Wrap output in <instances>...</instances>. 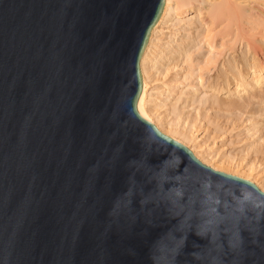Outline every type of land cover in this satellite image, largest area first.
Returning a JSON list of instances; mask_svg holds the SVG:
<instances>
[{"label": "water", "instance_id": "obj_1", "mask_svg": "<svg viewBox=\"0 0 264 264\" xmlns=\"http://www.w3.org/2000/svg\"><path fill=\"white\" fill-rule=\"evenodd\" d=\"M164 0H0V264H264V192L136 109Z\"/></svg>", "mask_w": 264, "mask_h": 264}, {"label": "bare ground", "instance_id": "obj_2", "mask_svg": "<svg viewBox=\"0 0 264 264\" xmlns=\"http://www.w3.org/2000/svg\"><path fill=\"white\" fill-rule=\"evenodd\" d=\"M188 14L191 16L187 20L182 18ZM173 19L174 21L185 20L187 22L185 31L190 36L192 32L189 26L192 22L197 21V24L194 22L196 29L193 30V34L196 36H192L193 38L187 42L186 40L181 43L175 41V45H173V38L179 32L175 33L177 29H173L172 35L170 34L164 44L155 43L159 27L161 28L162 24ZM244 38L245 42L243 43ZM194 41H196L195 44ZM258 41L264 44V0H164L160 15L149 32L139 59L141 91L136 102V109L143 118L153 123L162 133L187 146L203 164L249 180L264 192L263 167L251 166L241 160L212 153L210 150L212 146L201 142L198 137L195 123L188 120V117L182 118L185 116L181 115L186 103L190 105L208 100L211 97L208 96V90L215 94L220 90H225L227 94L239 95L258 88L261 94H264V48L261 49V52L256 51ZM191 43L193 44L190 46ZM239 43L245 44L246 54L249 53V50H254L253 53L248 54V57H243L246 65L242 69L232 66L233 61L230 62L229 59L232 52L240 45ZM226 55L227 58H225ZM172 57H177L176 59L183 64L180 71L181 80L178 81L182 87L177 91V96L174 95L175 98L172 102L165 103L172 90L170 91V88L163 89L161 98H155L156 96L154 97L150 90L151 75H153V71L158 72L164 66L165 61L172 62V60L169 61ZM219 64L222 67L227 66L225 72L231 76L230 79H227L225 75L224 79L226 80L223 82V86H218V82L215 84L212 82V79H215L212 75L218 69ZM224 79L222 80L224 81ZM263 99L264 95L261 99L262 104H264ZM167 104L170 108H166ZM261 110L264 111V109ZM261 124L254 122L247 126L250 133L252 131V136L263 129ZM235 167H238V171L234 169ZM252 171L256 172L257 178L251 175Z\"/></svg>", "mask_w": 264, "mask_h": 264}, {"label": "rangeland", "instance_id": "obj_3", "mask_svg": "<svg viewBox=\"0 0 264 264\" xmlns=\"http://www.w3.org/2000/svg\"><path fill=\"white\" fill-rule=\"evenodd\" d=\"M190 16L191 15L188 14L183 16L182 18L187 20L188 17L190 18ZM184 22L185 20L174 21L173 19L162 24L161 28L159 27L158 29L159 32H157L155 43H160L161 45L164 44L165 41L169 39L170 34L172 35L171 32H173L176 29L177 30L175 31V33L178 31L179 32L176 33L175 37L173 38L174 39L173 45H175V41H177L176 43H181L182 41L185 42V40L187 42L189 41V39L195 37L196 35L193 34V32L196 29L197 21L196 22L194 21L196 24L192 22L191 25L189 26L191 27L190 28L192 32L191 36L185 31V29H187V24H186L187 22L185 23ZM195 42L196 41H194V44ZM244 42H245V38L243 39V43ZM192 44L193 43H191L190 46ZM243 45L240 44L237 47V49H235V51H233L232 54L229 56L230 62L233 61L231 63L232 66L233 65L238 66L239 69H242V67L246 65V61L244 58H246V56L248 57L249 53L254 52V50H249L248 51L249 53L246 54L245 53L246 48L244 49L245 44ZM256 46L260 48V50H258V48L256 49L257 52L258 51L261 52V49L264 48V44L259 41L258 43H256ZM176 58L177 57H172L171 59H169V61L172 60V62L170 61L169 63L165 61L164 62L165 64H163L164 66L162 67L163 69L162 68L160 70L158 69L160 72L158 71L156 73L153 71V75H151L150 90L153 93V96L154 97L156 96L155 98L157 99L161 98L160 96L162 92L167 88L168 89L170 88V91L172 90L171 94L169 95L170 97H167V101L165 103L172 102L173 98L177 96L178 93L177 91L180 90L179 89L180 87H182L180 86V84H178V81L180 82L181 80L180 71L182 70L183 64H181V62ZM225 58H227V55L225 56ZM218 66L219 67L217 70L214 71V74L212 71L213 74L212 76L215 78L212 79V82L213 84L218 82L217 83L218 86L219 85L223 86L224 84L223 82H225L226 80L224 79L225 75H226L225 78L227 79L229 77L231 78V76L228 72H225L226 70L225 68H227V66L222 67L221 64H219ZM228 74L229 76L227 77ZM222 79H224V81ZM177 86L179 87L177 88ZM207 93H209V95L208 94L207 95L211 97L206 101H203L201 103L196 102L190 105L186 103L183 107V111H181L182 113L181 115L185 116V117L182 116V118L188 117V120L193 121V123H195L194 125L195 127H197L198 137L201 139V142L205 143L210 147L212 146L210 148L212 153H216L218 156L223 155L224 157H228V158L230 157L237 160H241L244 163L251 166L258 165L259 167H263L264 169V131H263L264 111L261 110L264 109V104L261 103L262 102L261 99L263 98L264 94L263 93L261 94V91H259L258 88H254L249 92H243L239 95L227 94L225 93V90H220L216 94L211 93L208 90ZM244 98H247L248 100ZM168 105L169 104L166 105V108H170L168 107ZM254 122L262 123L261 127H263V129H261L257 133H254L252 136L251 135L252 131L250 133L249 127L247 126L251 125ZM251 162L252 164H250ZM234 169H237L238 171V167L237 168L235 167ZM245 171L247 170L245 169ZM251 175H253L256 178L258 177L255 171H252Z\"/></svg>", "mask_w": 264, "mask_h": 264}]
</instances>
